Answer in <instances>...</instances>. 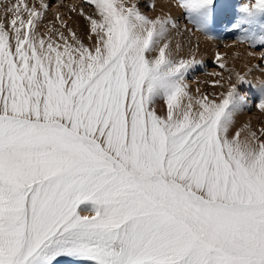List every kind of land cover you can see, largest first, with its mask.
<instances>
[{"label": "snow or ice", "instance_id": "obj_1", "mask_svg": "<svg viewBox=\"0 0 264 264\" xmlns=\"http://www.w3.org/2000/svg\"><path fill=\"white\" fill-rule=\"evenodd\" d=\"M85 3L86 40L59 14L64 30L42 32L45 0L0 19V264H264V127L233 130L244 107L264 112V80L193 93L201 61L173 50L175 17ZM175 6L184 32L214 38L217 0ZM233 28L264 47V0Z\"/></svg>", "mask_w": 264, "mask_h": 264}, {"label": "rangeland", "instance_id": "obj_2", "mask_svg": "<svg viewBox=\"0 0 264 264\" xmlns=\"http://www.w3.org/2000/svg\"><path fill=\"white\" fill-rule=\"evenodd\" d=\"M171 1L173 3L175 2V4H176V0H171ZM6 2H7V0H6ZM11 2H14V0H9L8 3H6V5L10 4ZM37 2H38V0H37ZM60 2H61L62 10L64 9V11L60 12V13L56 12V11H52L53 10L52 7L55 4L54 1L46 2L49 4L50 7L46 12V18L44 19L43 24L41 25V31L45 32L48 27H55L57 29L64 30V29L60 28L61 27L60 26L61 20H63V21L67 22V24L73 29V31H75L77 34H79L81 36L82 33L85 32L84 30L88 29L87 28L88 27V21L86 20L85 17H84L82 22L79 21V19L77 17L78 16L77 12L73 11V8L76 9V6L74 3L78 2L82 6L81 8L84 9L85 13H91L92 8H90L89 5L87 3H85V0H76V1L75 0H61ZM148 2L149 1L141 0L140 8L143 12H146L148 15H150L151 12H149V11H151V10H149L146 6L147 4H149ZM237 2H238V4H242V3L244 4V3H248L249 0H217V16H216V18L219 20L220 23L223 22L222 24H226L225 19L227 17L231 18V19L235 18L233 23L235 22V20L237 18L236 13H238V11L240 9V8H237L235 6V5H238ZM252 2H254V0H252ZM65 10H67L68 12L67 11L65 12ZM179 11H180V14H182L183 10L179 9ZM0 13H2V19H3L4 18V12L0 11ZM49 13H51V14H49ZM61 13H63V14H61ZM57 14H59V16L61 17V20H58L56 18ZM69 16H71V17H69ZM53 18H54V21L51 22L50 20H53ZM55 21L59 22L60 25L56 24L57 22L55 23ZM178 22H179L181 27L177 30H173L170 33V38L172 41L171 46H173L175 44L173 41V38L177 37L180 40V42L183 43V46L187 47L186 51H185L186 55H178V56H183L185 58H189L194 54L195 58L197 60L201 61V63L199 65H197L194 70H191L186 75V81L189 84L192 92L195 93V90L197 88H200V90L202 92H206V93H214V92L219 93V92L226 91V89L229 86L228 77L230 75L232 77V82L237 81L236 76H235L236 72L234 73V71L227 69L229 67H227L226 69H225V67L223 69L220 68L216 58L214 57V55L207 56L204 54H197V48L198 47L196 46L197 48L196 47L194 48V46H195V44L199 45L200 42L196 38H195L196 39L195 40L193 36L196 33H198L202 37L209 39L208 35H206L203 32H199V31H195V30L191 33L184 32L183 26L187 22L186 17L185 18L180 17ZM79 25H81V26L84 25L83 27L86 26L85 27L86 29L79 26ZM190 26L191 25H189V27ZM232 27H233V25L229 26L230 29H232ZM224 32H226V31L223 28L221 30L220 36H224L225 35ZM214 33H216V32H212L211 34H214ZM233 35L232 36L230 35L231 38L229 37V39H226L227 38L226 36L225 37H219V38L217 37V39L213 38L214 42L213 41L212 42L214 44V47H212V48H214V50L216 52L221 53L226 48L223 45L226 43H229V40H230V41L234 42L235 44H237L233 49L237 48V50H238V45H244L245 41L241 42V41L234 40ZM216 41H218V42L215 45ZM245 46H246V49H249L251 51V53H259V52L264 51V47L260 46L259 44H256V46L253 47L252 45L245 43ZM251 60L252 61H250L249 65H251L252 68H255L254 66L257 64H260L261 69H264V62H262L258 57H255L253 55V58ZM225 66H227V65H225ZM239 71H237V72H239ZM251 71H252V69H251ZM248 73H251V72L248 71ZM216 79H222L223 88L220 85H213L212 84V81H214ZM248 88H249V86H245V85L241 86L239 89L241 95H247V96L251 97L254 93H256L255 91L253 92V88H251V89L249 88L250 90ZM237 114H240V117H241L240 120H242V123L235 121V124H238V125L241 124L242 125L241 127L244 130V134H246V135H247V131H248L247 129L244 128V125H246V124L250 125L251 128L254 130L264 127V112L259 111L256 107H251V106L244 107ZM71 262H77L76 264H92V262L88 261V260H72L70 258H63L59 262V264H62V263L63 264H72Z\"/></svg>", "mask_w": 264, "mask_h": 264}, {"label": "bare ground", "instance_id": "obj_3", "mask_svg": "<svg viewBox=\"0 0 264 264\" xmlns=\"http://www.w3.org/2000/svg\"><path fill=\"white\" fill-rule=\"evenodd\" d=\"M8 1L9 0H7V2H6V0H0V11L4 12V9L9 5V4L6 5V3H8ZM50 1H54L55 2V4L52 7V9H53L52 11H56V12H59V13L64 11V9L62 10V8H61V2H60L61 0H45V2H50ZM146 1H149L148 3H151V4H154L155 5V8L153 10L149 11V12H151L150 16L164 15V14L170 13L177 20H179V18L181 17L179 8L176 7L175 6L176 5L175 2L173 3L171 0H146ZM133 2H134V0H133ZM74 4L76 6V12H77V15H78L77 17H78L79 21L82 22L83 19H84V16H81L80 15V12H79V10H80V8L82 6L78 2H75ZM237 4H238V2H237ZM242 4H238V5H235V6L237 8H240V6ZM66 11L67 10H65V12ZM49 14H51V13H49ZM61 14H63V13H61ZM238 14H239V11H238V13H236V15H238ZM69 17H71V16H69ZM227 18L225 19L226 20V24H222L223 22L220 23L219 20L216 18V25H215L214 30L212 31V32H216V33L211 34V35L214 36L215 39H217V37L219 38V37H225V36L227 37L226 39H229L230 35L232 36L234 34L233 35L234 40L241 41V37L243 35H245V34L242 33L241 31H238V30L234 29L233 27H232V29H230L229 26L230 25H233L235 23V22L233 23V21H234L235 18H232V19L231 18H228L227 19ZM0 19H2V13H0ZM50 21L51 22L54 21V18H53V20H50ZM56 22L57 21H55V23ZM56 24H59V22H57ZM81 25H79V26H81ZM83 26H81V27H83ZM85 27H83V28H85ZM87 28H89V25H88ZM223 28L226 31V32H224L225 35L224 36H220L221 30ZM87 30L88 29L84 30L85 32H83L82 35H81L82 37L85 38V40L87 39V36H85ZM193 37H194V39L196 38L200 42V44H199L200 46L198 48L196 47L197 44H195V46L193 45L194 48L195 47L197 48V54H204V55H207V56L214 55V57H215V54L217 52L214 50V48H212V47H214V44H213L214 41H213V39L210 40V39L204 38L201 35H199L198 33H196ZM173 41H174L175 44L172 46V48H173L174 51H176L177 55H186L185 54V51H186V48L187 47L186 46L184 47L183 46V43H181L180 40L177 37H174L173 38ZM244 41H245V43H248L250 45L253 44V41L251 39H245ZM217 42L218 41L215 42V45L217 44ZM177 43H179L182 46L180 49H175V45ZM245 43H244V45H238V50H237V48L236 49H233L237 44H235L234 42H232V41L229 40V43H226V44L223 45L226 48L224 49V51L221 52L222 53V60H221V62L224 63L225 65H227V66H225V69L227 67H229L227 69H230V70L234 71V73L235 72L237 73V71L240 70L239 72L241 74L246 75L247 79L252 80L253 83H259L262 80H264V76H261V71L260 70H258L256 68H252L251 65H249L250 64V61H252L251 59L253 58V55L250 54L251 51L249 49H246ZM255 57H257V56H255ZM248 69L249 70L252 69L251 73H248V71H249ZM236 73H235V76H236ZM245 86H248V85H245ZM254 91L257 92V90L255 88H253V92ZM235 119H236L235 121L242 123V120H240L241 119L240 114H237L235 116ZM241 126H242L241 124L240 125L234 124V129L233 130H236V129L241 130V137L243 138V136H246V134H244V130L242 129ZM71 263L72 264H76L77 262H71Z\"/></svg>", "mask_w": 264, "mask_h": 264}]
</instances>
